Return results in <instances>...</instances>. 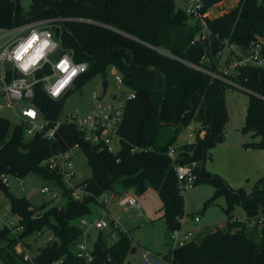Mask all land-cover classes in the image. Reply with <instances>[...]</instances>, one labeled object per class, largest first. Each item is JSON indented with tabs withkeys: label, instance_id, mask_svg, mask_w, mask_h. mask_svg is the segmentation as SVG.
<instances>
[{
	"label": "trees",
	"instance_id": "1",
	"mask_svg": "<svg viewBox=\"0 0 264 264\" xmlns=\"http://www.w3.org/2000/svg\"><path fill=\"white\" fill-rule=\"evenodd\" d=\"M220 1L202 0V12ZM51 18L64 19L57 22L63 51L71 52L75 62H84L88 68L61 99L53 100L36 87L33 103L45 119L58 120L65 99L94 76L105 80L110 67L121 75L124 87L135 93V99L126 104L116 154L84 142L72 125L62 124L57 140L50 142L38 135L26 139L22 125L11 127L8 120L0 118V176L23 179L35 174L60 188L65 198L61 207L52 202L33 207L29 199L13 196L0 184L11 214L22 227L16 239L10 230L0 228V241L6 242L0 248L3 263L14 264L10 247L15 240L48 230L52 239L38 249L33 257L35 264L59 260L62 264H123L129 254L135 253L129 231L119 232L112 243L109 235L99 233L90 263L76 258L73 252L82 233L70 223L89 216L95 198L107 191L143 194L155 189L167 233L180 229L178 219L185 215L184 200L168 150L176 144L183 128L198 123L204 137L193 145L177 148L175 163L197 164L193 186L205 184L213 188L203 210L224 198L226 222L223 228L199 233L189 243L174 248L163 261L264 264V176L246 193L231 188L204 168L211 150L225 140V93L232 87L194 67H206L201 63L206 45L191 43L195 28L188 25L190 18L184 10L177 8L174 0H31L28 10L21 7L19 0H0V28ZM204 21L220 39L245 46L257 36L264 37V0H239L226 13L212 19L205 17ZM206 51L214 56V41ZM233 80L248 93L243 132L251 133L256 141L246 147L264 150V70L242 68ZM75 145L91 171L84 183L93 197L80 201L71 198L54 172L40 167L42 161ZM136 148L148 151L132 153ZM237 207L245 213V222L233 220ZM253 219L262 222L257 224L258 243L245 232L246 223ZM18 258L28 264L23 256Z\"/></svg>",
	"mask_w": 264,
	"mask_h": 264
},
{
	"label": "built area",
	"instance_id": "2",
	"mask_svg": "<svg viewBox=\"0 0 264 264\" xmlns=\"http://www.w3.org/2000/svg\"><path fill=\"white\" fill-rule=\"evenodd\" d=\"M182 1L184 12L189 16V20H192L190 25L195 28L191 43H200L206 47H210L212 41L216 44V51L212 57L211 53L206 51V47H203L204 56L201 58V63L206 67H194L214 79L227 83L232 88L243 90L233 78L242 68L264 70V37L257 36L245 46L238 45L228 38L220 39L204 21L205 17L209 18L207 15L209 9L202 12V0ZM63 20V18L36 19L10 28H0V110L7 109L16 115L18 124L23 126L26 139L38 135L50 142L56 141L58 128L62 124H67L72 125L80 133L84 142L106 150L110 154H116L120 149L118 130L122 124L127 102L135 99L134 92L129 90L117 92L106 100L102 99L106 94L104 96L93 94L91 97L96 105L90 112L67 113L65 117L55 121L45 119L33 103L36 87H40V90L51 99L58 100L63 98L73 87L75 80L87 71V64L75 62L72 53L63 51L58 37L55 36L54 29L59 28L57 22ZM114 81L116 85L123 86L121 76L116 75ZM186 128L185 145H193L196 140L204 137L205 132L198 123H191ZM141 151L148 149L136 148L132 153ZM77 153H80V149L75 145L42 161L40 167L54 172L62 185L69 190L71 198L80 201L84 197L93 196L86 190L84 183L86 179L76 168L74 158ZM168 157L173 163V170L182 194L183 190L193 187L197 179L196 165L175 163L176 153L172 148L168 150ZM10 178L17 181L19 189L23 192L24 183L20 178L1 175L0 184L10 191ZM48 184L40 190V195H49L51 202L58 205L63 197L62 191L54 184ZM109 192V196L104 195L105 192L101 194L102 200L99 201L103 210L101 217L90 223L80 218L79 223L86 227V230L94 228L104 233L103 235H109V242L112 243L118 239L119 232H124V229L118 217L108 216V208L115 203L119 208L139 211L140 206L130 193ZM3 196L4 192L0 189V197ZM6 214L7 222L3 223V228L15 234L20 233L22 227L18 225L17 218L11 214L10 206L6 208ZM184 219L185 215L178 219L180 225L183 224ZM193 222L199 223V218H194ZM81 233V238L73 245V252L76 258L90 263L92 250L87 249L86 237L82 230ZM168 238L172 251L189 243L194 237L191 231H184L180 227L169 232ZM51 239L50 235L48 240ZM23 260L28 264H35L33 258L26 253L23 254ZM51 264H62V261Z\"/></svg>",
	"mask_w": 264,
	"mask_h": 264
},
{
	"label": "rangeland",
	"instance_id": "3",
	"mask_svg": "<svg viewBox=\"0 0 264 264\" xmlns=\"http://www.w3.org/2000/svg\"><path fill=\"white\" fill-rule=\"evenodd\" d=\"M30 2L31 0H19L24 10L29 9ZM174 3L177 8L184 9L182 0H174ZM227 4H230L229 0H224V2L222 1L219 5L222 6ZM191 22L192 20H189L188 25H190ZM116 75L118 74L114 71V68L110 67L107 69L105 80L108 82V87L106 95L102 99L106 100L114 93L126 91L123 87L116 85L114 81ZM102 82L103 79L101 76H94L80 88L83 92L82 96L79 95L78 91L71 93L64 101L60 117H65L67 113L85 114L90 112L96 105V102L91 96L93 94L102 95ZM225 102L228 116V121L225 126L226 147L214 148L211 152L210 159L205 162L204 168L206 171L220 176L231 188L250 193L255 182L260 177L264 176V172L258 174L259 172L256 167L249 162V156L245 155L243 152L246 148L248 149L246 146H248L249 143L256 140L252 138L251 133L243 132L248 93L240 89H228L225 93ZM0 118L8 120L11 127L18 124L16 115L7 109L0 110ZM186 134L187 128L185 127L178 136L177 143H184ZM179 147L181 146L176 145V148ZM225 148L227 149L225 150ZM74 162L83 178L88 179L91 176V171L84 155L82 153H77ZM235 167H237V170ZM228 173L231 175L229 176V181L226 178L228 177ZM22 181L24 183L23 192L19 189L17 181L14 178L9 179V189L13 196L26 197L30 200L33 207H38L43 203L51 201L49 195H40V190L49 184L43 181L39 176L29 174L23 178ZM120 193H130L140 206L139 213L133 209L127 210L119 208L115 204L108 208V216L118 217L120 225L125 229L124 232H130L129 235L132 239V245L135 248V253L129 254L125 258L123 264H142L141 252H147V256L152 257L156 262L166 264L162 260V257L170 253L171 245H169L165 222L162 219V203L158 197L157 191L150 188L143 194H136L132 190L127 192L121 191ZM109 194V191L104 193L106 196H109ZM212 194L213 188L205 184H199L182 191L185 209V219L182 225L183 229H189L191 227L193 237L199 233L210 232L216 228H223L225 225L226 216L223 212V208L225 207L224 198H218L213 206L203 210V204ZM102 195L95 200V203L90 205L91 214L82 218L87 223L99 219L103 214V210L99 205V201L102 200ZM64 204L65 198L61 197L58 206L61 207ZM7 207H9L8 199L5 197L0 198V228L4 222H7ZM196 217L199 218V223L193 222V219ZM261 218L263 217H260V220ZM239 219H241V221H246L247 218L243 210L237 207L233 212V220L239 221ZM260 220H250L245 226V232L248 234V237L257 243L260 239L258 234L260 226H257L258 223H262ZM70 224L81 228L86 237L87 249L91 251L100 232L94 228L86 230V227L80 225L79 219L72 221ZM16 235L17 234L11 232V236L15 239ZM49 236L50 232L48 230H43L40 234L33 233L22 241L18 239L15 240L16 242L12 243L10 247V254L12 258H14L13 263L24 264L20 262L18 258V256H23L24 253L30 258H33L37 254L38 249L42 248L48 241ZM5 246L6 242L0 241V248ZM17 246L23 248L24 251L21 255L17 254L16 256ZM136 256H138L137 260H135ZM0 264H4L1 259Z\"/></svg>",
	"mask_w": 264,
	"mask_h": 264
},
{
	"label": "crops",
	"instance_id": "4",
	"mask_svg": "<svg viewBox=\"0 0 264 264\" xmlns=\"http://www.w3.org/2000/svg\"><path fill=\"white\" fill-rule=\"evenodd\" d=\"M222 1H224V0H222ZM222 1H220V2H222ZM238 1L239 0H229V2H230V4H227V5H222V6H220L219 4H221L220 2H218V3H216V4H214L211 8H209V10H208V12H207V15H208V17L209 18H215V17H218V16H220V15H222V14H224V13H226L227 11H229L230 9H232V8H234L236 5H237V3H238ZM218 6H220V7H218ZM218 7V8H217ZM114 71H116L115 69H114ZM117 73V72H116ZM118 74V73H117ZM119 75V74H118ZM119 76H121V75H119ZM104 81V80H103ZM125 90H129V89H127V88H125L124 87V85L122 86ZM130 91V90H129ZM107 92V91H106ZM66 96V95H65ZM64 96V97H65ZM254 141H256V140H254ZM120 142V141H119ZM185 143H186V140H185V142L184 143H177L176 142V144L173 146V147H170V148H172V149H174V151H175V153H176V156H177V148H176V145L177 146H184L185 145ZM242 144V143H241ZM240 144V145H241ZM217 147H226V141L224 140V142L222 143V144H219V145H217L216 147H214V148H217ZM169 148V149H170ZM176 148V149H175ZM213 148V149H214ZM212 149V150H213ZM227 148H225V150H226ZM212 150H211V152H212ZM243 152L245 153V155H247V156H249V162L250 163H252L253 164V166L254 167H256V169L258 170V174H261V173H263L264 172V150H257V149H251V148H246L245 150H243ZM228 167H229V164H228ZM236 168V170H237V167H235ZM241 171V170H240ZM241 174V173H240ZM243 174V173H242ZM229 176H231L230 175V173H228V177H226L227 178V180L229 181L230 179H229ZM11 193V192H10ZM12 194V193H11ZM121 194V193H120ZM3 197H5L6 198V196L4 195ZM0 198H2V197H0ZM51 202V201H50ZM113 204H115V203H113ZM112 204V205H113ZM116 205V204H115ZM117 206V205H116ZM118 207V206H117ZM125 209H127V208H125ZM128 210V209H127ZM138 213H139V211H137ZM184 212H185V209H184ZM109 213V212H108ZM200 221V220H199ZM239 221L240 222H245V221H241V219H239ZM182 227V230H184V231H191V227L189 228V229H183V225L181 226ZM1 228H3V224H2V227ZM125 230V229H124ZM167 236H168V233H167ZM23 248H20V247H16V253L15 254H19V255H21L22 253H23ZM136 253H137V251H136ZM142 254H141V258H142V264H160V263H158V262H156L155 260H153L152 259V257H150V256H147V252H141ZM170 254V253H169ZM144 256H145V258H144ZM163 258L164 257H162V260H163ZM138 259V256H136V258H135V260H137Z\"/></svg>",
	"mask_w": 264,
	"mask_h": 264
},
{
	"label": "water",
	"instance_id": "5",
	"mask_svg": "<svg viewBox=\"0 0 264 264\" xmlns=\"http://www.w3.org/2000/svg\"><path fill=\"white\" fill-rule=\"evenodd\" d=\"M54 32H55V36L58 37V35H59V28H55L54 29ZM107 87H108V82L106 80H104L102 82V94H103V96L106 94ZM78 93H79L80 96L83 95V92L81 90H79Z\"/></svg>",
	"mask_w": 264,
	"mask_h": 264
},
{
	"label": "snow or ice",
	"instance_id": "6",
	"mask_svg": "<svg viewBox=\"0 0 264 264\" xmlns=\"http://www.w3.org/2000/svg\"><path fill=\"white\" fill-rule=\"evenodd\" d=\"M74 74V73H73ZM67 81H65V83H66Z\"/></svg>",
	"mask_w": 264,
	"mask_h": 264
}]
</instances>
